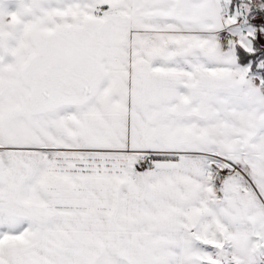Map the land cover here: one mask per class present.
Listing matches in <instances>:
<instances>
[{"label": "snow or ice", "instance_id": "obj_1", "mask_svg": "<svg viewBox=\"0 0 264 264\" xmlns=\"http://www.w3.org/2000/svg\"><path fill=\"white\" fill-rule=\"evenodd\" d=\"M0 264H264V0H0Z\"/></svg>", "mask_w": 264, "mask_h": 264}]
</instances>
